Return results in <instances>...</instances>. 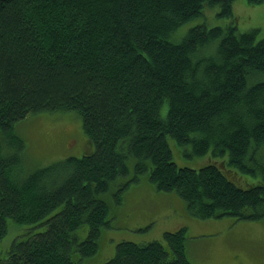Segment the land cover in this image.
Listing matches in <instances>:
<instances>
[{
  "label": "trees",
  "instance_id": "obj_1",
  "mask_svg": "<svg viewBox=\"0 0 264 264\" xmlns=\"http://www.w3.org/2000/svg\"><path fill=\"white\" fill-rule=\"evenodd\" d=\"M234 1L0 0V241L30 224L0 264H86L107 197L143 175L196 217L264 218V37L240 12L264 0ZM67 111L80 154L30 170L15 125ZM187 230L123 239L99 264H194Z\"/></svg>",
  "mask_w": 264,
  "mask_h": 264
},
{
  "label": "rangeland",
  "instance_id": "obj_2",
  "mask_svg": "<svg viewBox=\"0 0 264 264\" xmlns=\"http://www.w3.org/2000/svg\"><path fill=\"white\" fill-rule=\"evenodd\" d=\"M241 4V0H235L233 5L236 9L243 7ZM251 8H241L240 12L246 16L244 22L248 24L241 25V28H259L258 38L264 37V3L251 4ZM213 12L215 10H212V14ZM81 123L80 115L74 111L37 114L18 122L15 131L26 143L28 168L31 170L79 155ZM60 139L65 141L59 142ZM180 155L184 158L183 153ZM205 155L207 156L202 155L198 162L205 158L213 160L211 152ZM221 158L227 160L228 155ZM129 163L131 173L121 179L119 185L132 176L134 158H130ZM261 163L264 167L262 156ZM234 171L238 172L235 177L241 183L246 182L244 177L251 180L249 183L258 179L254 174L241 171L246 174L241 177L239 171ZM110 196L107 201L113 214L111 225L103 227L98 251L83 258L86 264H99L113 256L117 243L123 239L142 242L162 239L167 230H174L181 225L188 228L187 251L194 264H264V218L237 220L231 216L196 217L189 212L185 200L176 191H159L146 175L129 183L122 192L123 199L120 204H117L113 193ZM29 225L19 224L11 219L9 229L0 241L1 249L8 251L14 240ZM87 229V224L80 228L79 232L83 237ZM105 231L108 233V241Z\"/></svg>",
  "mask_w": 264,
  "mask_h": 264
}]
</instances>
